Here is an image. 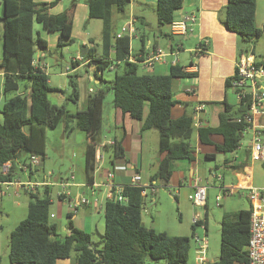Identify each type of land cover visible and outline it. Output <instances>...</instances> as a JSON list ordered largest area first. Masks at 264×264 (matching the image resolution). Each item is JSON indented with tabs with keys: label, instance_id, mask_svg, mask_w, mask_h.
<instances>
[{
	"label": "trees",
	"instance_id": "1",
	"mask_svg": "<svg viewBox=\"0 0 264 264\" xmlns=\"http://www.w3.org/2000/svg\"><path fill=\"white\" fill-rule=\"evenodd\" d=\"M60 0L37 2L35 0H0L1 13V55L2 90L18 88L21 79L23 94H16L5 100L0 108V181L10 180L15 175L16 159L22 153L38 154L42 164L46 128L58 125L66 115V107L56 105L48 99L51 92H59L48 82L46 73L34 64L37 51L47 50V41L39 31L33 35V22L39 23L48 32H58L57 45L63 47L72 42L71 8L52 14L47 8ZM130 0H85L88 18L102 21L101 52L95 48L83 53L88 60L85 66H92V76L103 86L96 90L97 98L89 96L87 106L67 115L74 119L75 127L85 132L84 168L87 182L92 181L91 172L95 167V150L100 143L101 120L99 104L105 93H112V105L117 112L128 114L140 122V130L155 129L158 132V151L164 153L159 160L157 172L152 176L161 185L167 184L176 160L194 159L190 147V137L194 132L193 118L189 114L170 116V108L177 100L172 94L174 78L191 77L182 67L173 65L168 74L139 73L137 61H128L130 40L126 35L116 37L113 32V12L123 13ZM182 7V0H156L155 14L159 25H169L175 19V12ZM255 0H227L225 25L249 42L264 31L255 25ZM134 22L135 17L132 15ZM93 41V40H91ZM110 50L112 56H109ZM114 76L106 81L102 71L114 68ZM67 98L76 103L78 90L73 85ZM227 84L228 81H227ZM144 109L146 113L144 114ZM226 104L218 114V125H201L197 128L201 143L213 144L219 152L235 150L239 145L244 128L241 118L245 107L238 105L229 113ZM233 115V116H232ZM220 134L221 143H213L210 136ZM104 148L110 150L111 164L124 165L125 152L121 139H115ZM209 155L206 154V157ZM213 157V154H212ZM26 159H21L25 161ZM11 166L5 174L1 172L3 163ZM40 168L37 165L36 170ZM34 171L29 172V176ZM17 174V173H16ZM144 188L125 185L120 189L125 202L108 199L104 205V231L97 242L91 240L89 232L80 229L71 221L67 213L68 232L59 236L55 223L50 221L51 189L46 185L42 194L26 192L31 200L27 204V214L10 231L8 239V259L12 264H56L58 259L74 254L76 264H145V259L163 260L164 264H187L190 237L195 231L192 225L190 235H171L146 227L141 221ZM248 209H241L235 218L223 215L220 225L219 256L207 264H247L245 245L249 228ZM206 217L204 218L205 224Z\"/></svg>",
	"mask_w": 264,
	"mask_h": 264
},
{
	"label": "crops",
	"instance_id": "2",
	"mask_svg": "<svg viewBox=\"0 0 264 264\" xmlns=\"http://www.w3.org/2000/svg\"><path fill=\"white\" fill-rule=\"evenodd\" d=\"M37 2H50L52 0H35ZM257 0H255L256 2ZM130 7L128 11L123 13L113 12L112 14V25L113 32H118L121 27L128 21L132 15L135 17L133 22V27L135 29L136 44L130 42V56L138 62V72L139 73H157V74H168L170 67L173 65H178L183 68L187 67L191 58V49L195 47L198 40L201 38L208 39L207 51L200 55L197 59V68L195 71L189 70L188 72L192 74L191 77H179L174 78L172 83V94L177 102L170 108V116L176 118L186 113L192 116L194 124V132L190 137V147L193 150L194 159L188 160H176L173 163V168L168 178L167 184L161 185L159 180H155L152 176L157 172L159 160L164 155V153H159L158 151V132L155 129L140 130V122L130 118L128 114H121L114 109L111 105V109L104 113L103 100L99 104L100 110V120H101V133H100V143L96 148L101 154V159L96 160L93 172H91L92 181L87 182L84 168V161L82 167V178L76 180V176L73 174V169H69V175H73V179L70 181V185L67 189L70 191L71 195H84V188L88 189L90 196L92 197V202L78 209L77 213L71 216V221L74 226L86 230L83 225L89 222L90 214L94 211H99L101 206L105 205L106 200L109 199L110 184L117 185L121 189L125 185H132V178L136 175L140 176L139 184L145 187L144 190V203L142 212H146L145 199L147 194L150 195V200L154 201L155 195H158L159 189H163L168 193L170 190L176 192L173 201L176 204V209L179 214V224L181 227V233H169L171 235H187L186 231L191 234L192 223L191 218L194 213V207L187 204L186 199L188 194L191 192L193 185L195 183H200L208 188L214 187L220 190H236L240 186H252V175L250 173L251 168L247 164H243L240 161H236V149L233 151L225 152L222 160V164L218 169L230 168L234 171L237 181L235 183L226 184L224 182L215 185L214 180H221L222 175L215 170H211L207 177H203L199 174V169L197 164L200 162L199 156L203 155L204 158H215L216 154L208 149L205 143H201L198 140L197 128L201 125L217 126L218 125V114L224 111L225 105L227 104L230 109L229 113H232V109L236 110L238 106V100L235 95L234 90L228 86L227 81L230 76L234 73V61L237 59L239 54L243 51L252 50L247 41L243 40L241 36L237 33L228 30L225 25V6L227 0H182V7L175 12V19L179 20L186 15L193 14L195 22L192 26V30L185 34L173 35L169 32L163 31L156 19L155 14V3L156 0H130ZM128 3V4H129ZM85 13L87 12V6L84 0ZM71 8V31L70 38L73 41V33L77 20L83 14V10L80 11L81 4L72 0L69 6L64 7L62 0L58 1L55 5L47 8V11L52 14L62 12L64 10H69ZM126 9V8H125ZM151 11L155 15L156 26L154 28L151 20L147 17V11ZM81 12V13H80ZM0 13H1V3H0ZM87 14V13H86ZM257 15V4L255 7V19ZM256 21V20H255ZM256 23V22H255ZM39 24V23H37ZM40 26V35L47 41V50L44 52L37 51L34 55L36 63L41 66L44 65L47 73V62L46 56L51 52V46L57 45L58 32H48ZM257 26V25H256ZM258 27V26H257ZM120 28V29H119ZM102 29V25H101ZM101 29L99 35L95 41H99V50L92 45L98 46V42L93 41L88 44L87 41H82L80 43V50L84 53L86 49L95 48L97 53L101 52ZM175 37H181L176 39ZM92 40L90 37L88 40ZM181 43V48H177V43ZM1 29H0V55H1ZM157 49L164 51V55L161 59H154L151 64L146 63L148 57H150ZM177 52H174L175 50ZM76 52L75 55L70 56L69 62L66 64H71V58L80 54L81 51ZM109 56H112V51L110 50ZM85 66L81 61L71 64L70 70L68 72L63 71L61 73H67L76 71L79 67ZM87 70L92 71V66H85ZM114 68H117L114 65ZM187 71V70H184ZM2 70L0 68V88L2 86ZM95 82L98 81L94 79ZM50 81V79H49ZM101 85H99L100 87ZM99 87L97 89H99ZM88 88L86 95L83 99L79 98L77 100L78 108L83 109L87 106L89 96L93 95L97 98L96 90ZM58 93V92H56ZM78 97L80 94L78 92ZM112 103V102H111ZM146 109H144V114ZM234 115V114H233ZM232 115V116H233ZM2 122V115H1ZM0 122V123H1ZM105 128V130H104ZM115 139L122 140V146L125 152L124 165L111 164V168L106 166L107 154L108 160L110 161V150L104 148L105 145L111 144ZM213 143H221L222 136L220 134H213L210 136ZM213 145V144H209ZM214 146V145H213ZM249 144L245 148L246 156L249 157ZM239 148V145L238 147ZM223 153V152H221ZM206 154L209 156L206 157ZM213 154V157H212ZM26 157V156H25ZM250 158V157H249ZM21 161L16 159L15 162ZM111 163V162H110ZM16 165V164H15ZM41 168V164H39ZM118 166H123V168H118ZM39 168V169H40ZM39 169L34 171L31 176L28 177L32 180H40L44 178H39L37 176ZM112 173L111 178H107V172ZM216 172L221 176L218 179L213 175ZM59 176L56 181H50L51 189V204L56 202V209L60 213H65L67 216L68 209L64 201L59 200L56 196V192L60 189L57 182L62 179H68V176ZM18 176V175H17ZM23 178L27 176L25 173L22 174ZM14 177V176H12ZM149 185H155L156 191L152 193ZM1 186V185H0ZM55 188V190H53ZM43 189V187H42ZM244 189V188H241ZM13 191H17V194L12 193L11 195L19 197L20 189L12 187ZM39 191V187H38ZM52 192L54 195H52ZM103 195V199L99 197V194ZM218 195V194H217ZM89 196V198H90ZM216 196V195H215ZM88 197V196H86ZM207 197V196H206ZM91 199V198H90ZM96 199V201H93ZM17 200V199H16ZM14 201L15 205H19L20 201ZM172 202V201H171ZM170 202V203H171ZM206 206V205H205ZM159 211V210H158ZM206 211V209H205ZM83 212L81 219L77 220V214ZM50 217V221L55 223L57 228V233L60 236V231L62 230L61 223L51 220L55 218V214ZM6 216V213H2ZM205 227L207 225V211L205 214ZM141 221L145 225V219L141 213ZM148 224L149 228L154 229V225ZM58 223V226H57ZM87 226V225H85ZM89 226V225H88ZM87 231V230H86ZM165 231V230H164ZM68 232L67 226H64V235ZM7 256H8V243H7ZM5 253V252H4ZM69 258H71L72 263L76 264L74 256L68 258L58 259L56 264H70ZM2 257L0 256V264ZM9 260V259H8ZM8 264H12L9 263Z\"/></svg>",
	"mask_w": 264,
	"mask_h": 264
},
{
	"label": "rangeland",
	"instance_id": "3",
	"mask_svg": "<svg viewBox=\"0 0 264 264\" xmlns=\"http://www.w3.org/2000/svg\"><path fill=\"white\" fill-rule=\"evenodd\" d=\"M132 1V0H131ZM64 7L69 6L72 0H62ZM81 4L80 11L83 10V14L77 20L74 33L73 41L63 47H58L56 45L51 46V52L46 56L47 62V76L48 82L51 86L59 89V92H51L48 94V99L50 102L56 105H64L66 107V115L63 116L62 120L58 123L57 126L53 128H46L45 137V154L41 164V168L37 176L42 178L44 174L48 172L51 173L48 175V181H56L59 176L69 175V169H73V174L76 176V180L82 178V167L84 161V148H85V132L79 130L75 127V121L73 118L69 117L67 114L75 111L78 108V102L73 103L70 101L67 96L72 91V84L78 90L81 99L87 93L89 87L97 90L99 85L101 87L103 84L100 81L94 80L92 72L87 70L85 66L79 67L76 71L67 73H61L64 71V66L69 62L70 56H73L80 50V43L84 40L88 44L95 41L99 35L102 21L98 18H88L87 12L85 13L84 0H76ZM257 15L256 23L259 28L264 24V0H257ZM130 7V3L127 5L125 11L127 12ZM81 13V12H80ZM147 17L151 20L154 28L157 25L155 20V15L149 10L146 12ZM163 31L169 32V27L167 25L161 26ZM1 29V23H0ZM120 29V28H119ZM36 30H40L39 24L33 22V35L35 37ZM92 37L93 41L88 40ZM180 39L181 37H175ZM90 42V43H89ZM98 46L92 45L93 47L99 50L100 43ZM132 44H136V40H131ZM249 44L250 48L253 47L254 54L258 57H264V31L262 34L253 39L252 41L246 42ZM82 51V49L80 50ZM117 68H107L102 71V78L106 81H109L113 78L115 70ZM50 79V81H49ZM27 80L21 79L18 81V88L3 91L0 88V108L5 100L9 97L16 94H23L24 85L27 83ZM112 93H105L103 105L104 113H107L111 109L112 105ZM235 112L232 109V114ZM1 122V114H0ZM105 130V128H104ZM250 138L249 131H244L239 140V148H236V161L243 164H247L251 168L252 175V186L254 187H263L264 186V162L262 161H252L249 157L246 156L245 148L247 147L248 140ZM208 149H211L212 152L216 154L215 158H204L203 155L199 156L200 162L197 164V168L200 170L199 174L203 177H207L211 170L218 171L222 175V179L214 180V184L218 185L222 182L226 184L235 183L237 181L234 171L230 168L218 169L224 157V153H221L215 149L213 145L204 144ZM26 153H22L20 156L21 159L25 158ZM106 166L111 168V163L106 160ZM113 171V169L111 168ZM23 178V176H22ZM206 189V206L207 211V225L205 231V238L207 241V249L205 253V258L207 262L216 260L219 256V246H220V225L223 215H229L232 218L237 216V213L241 209H248L250 207V201L248 199L249 190L247 189H236V190H220L214 187H209ZM55 190V188H53ZM86 196H90L88 189L84 188ZM13 193L12 186H9L5 189L4 185L0 186V256L2 257L1 263L8 264L7 256V243L9 239L10 231L15 227V225L26 216L27 214V204L31 200L29 195L23 190L19 191V197H14L11 194ZM42 194V186L39 187V195ZM220 195L221 199L219 204L216 203L215 195ZM52 195L53 192H52ZM176 192L170 190L168 193L163 189H159L158 195H155L154 201L150 200V195L147 194L145 199L146 212H142V215L145 219V226L151 224L152 220L154 225V230L164 231L169 233H181L178 227L182 225L179 224V214L176 209V204L173 201ZM99 197L103 199V195L100 193ZM91 198V199H90ZM89 200L92 202V197L90 196ZM19 200L20 204L15 205L14 201ZM16 200V201H17ZM172 201V202H171ZM187 204H191L190 200L186 199ZM171 202V203H170ZM56 202L50 205V210L55 214V218L51 220L61 223L62 230L60 231V236L64 235V226H67L68 218L65 213H60L56 209ZM198 208V207H196ZM159 210V211H158ZM2 213H6L4 216ZM83 212L77 214V220L81 219ZM57 223V226H58ZM87 225V226H85ZM89 225V226H88ZM86 227L87 232L91 236V240L99 244V240L104 231V206L102 205L99 211H94L90 214L89 222L83 225ZM187 235H190L189 231H186ZM196 232L199 235H203V232L200 228H196ZM5 252V253H4ZM74 255V254H72ZM71 255V256H72ZM70 256V257H71ZM194 242L190 237V248L188 252L187 264H194ZM70 264L72 263L71 258H69ZM69 264V263H68ZM145 264H164L163 260H152L150 258L145 259ZM240 264V263H236Z\"/></svg>",
	"mask_w": 264,
	"mask_h": 264
},
{
	"label": "built area",
	"instance_id": "4",
	"mask_svg": "<svg viewBox=\"0 0 264 264\" xmlns=\"http://www.w3.org/2000/svg\"><path fill=\"white\" fill-rule=\"evenodd\" d=\"M195 18L196 17L193 14H190L179 20H173L169 24L170 33L173 35H181L191 31ZM124 35L128 37L130 42L136 37L132 17L128 19L118 32H115L116 37ZM181 46V43L178 42L177 48H181ZM207 46L208 39L201 38L198 40L195 47L191 49V58L188 66L184 67V70H187V72L189 70H196L197 59L207 51ZM177 51L178 50L176 49L174 52ZM164 54L163 50L157 49L145 62L151 64L154 59H161ZM127 60L135 61L131 56H128ZM78 61H81L83 65L88 63V60L84 58L81 53L71 58V64L77 63ZM33 64L46 73L44 65L39 66L35 59ZM71 64L65 65L64 71L68 72ZM234 67V73L228 79V86L234 90L238 105H243L245 107L241 118L237 119V121L243 120L244 122V128L241 131V135L246 130L250 133V138L248 140L250 159L252 161L264 162V57L256 56L252 50L243 51L239 54L237 59H235ZM89 90H91V88ZM95 158L96 160L101 159V154L98 150H95ZM39 163L40 157L38 154H29L25 161L16 162V172L14 177L10 180L0 181V185H4L5 189L12 186L23 190L24 192L38 193V187L52 184V182L47 180L48 175L51 174L49 172L40 180H32L28 177L29 172L35 171ZM10 166L11 164L9 161L3 163L1 166V172L3 174L7 173ZM118 168H123V166H118ZM24 173L27 176L25 179H22V174ZM106 176L107 178H111L112 173L108 171ZM212 176H215L218 179L221 178L216 172H213ZM72 179L73 175H69L68 179H62L56 183V185L60 187L56 192V196L59 200L66 203L68 212L71 215L77 213L79 208L91 203L89 198L84 195H71L67 186L70 185ZM139 180L140 176H134L132 178L133 185L143 187V185L139 184ZM148 187L152 193H155V185H149ZM143 188L145 190V187ZM241 188L249 190L248 199L250 201L248 240L245 245L247 264H264V186H240L239 189ZM144 190L142 191V194H144ZM13 193L17 194V191L15 190ZM109 199H114L119 202L126 201V197L121 194L119 187L112 183L110 184ZM188 199L194 207V213L191 218V223L195 226V231L191 237L194 242V264H207L205 258L207 249V241L205 238L206 227L204 224L206 214V186L200 183H195L191 192L188 194ZM220 199V195L215 196L217 204H219ZM93 201H96V199H93ZM52 216L53 214L50 213V217ZM196 228H200L203 235H199L196 232Z\"/></svg>",
	"mask_w": 264,
	"mask_h": 264
}]
</instances>
